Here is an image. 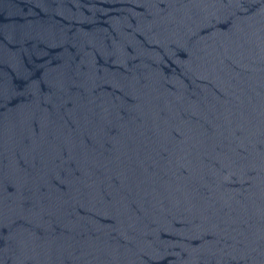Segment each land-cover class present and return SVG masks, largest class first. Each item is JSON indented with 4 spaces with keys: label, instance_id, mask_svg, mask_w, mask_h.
Listing matches in <instances>:
<instances>
[{
    "label": "water",
    "instance_id": "95a60500",
    "mask_svg": "<svg viewBox=\"0 0 264 264\" xmlns=\"http://www.w3.org/2000/svg\"><path fill=\"white\" fill-rule=\"evenodd\" d=\"M0 264H264V0H0Z\"/></svg>",
    "mask_w": 264,
    "mask_h": 264
}]
</instances>
